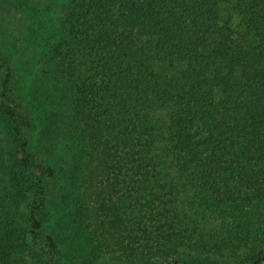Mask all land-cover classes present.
<instances>
[{"label": "trees", "instance_id": "obj_1", "mask_svg": "<svg viewBox=\"0 0 264 264\" xmlns=\"http://www.w3.org/2000/svg\"><path fill=\"white\" fill-rule=\"evenodd\" d=\"M23 9L27 49L41 42L64 78L0 24V264H264V0ZM32 79L40 104L71 108L73 139L41 136ZM130 195L147 220L126 221Z\"/></svg>", "mask_w": 264, "mask_h": 264}, {"label": "rangeland", "instance_id": "obj_2", "mask_svg": "<svg viewBox=\"0 0 264 264\" xmlns=\"http://www.w3.org/2000/svg\"><path fill=\"white\" fill-rule=\"evenodd\" d=\"M1 1L3 0H0V2ZM7 1L13 2V0H7ZM43 1L44 0H18L19 4L17 3V5L20 8H15V6L14 7L11 6L12 3H10L8 4V9L6 8V5L4 4L2 7L6 10H0V24L4 26L5 28L9 29L11 32L15 31L17 33L16 36L19 35L22 37V40L19 41V44H21L20 46L23 47L24 52L22 55L27 56V60L30 61V59L32 60V58L33 59L36 58L37 65L38 63H40L39 64L40 69L49 65L50 68H52L53 73H55L57 77L58 76L62 77V74L60 73V71H58L59 73L58 74L56 70L58 68L60 70V67H61V64L58 61L59 59H56V56L53 55V52L49 51L47 47H44V45H42L41 42L35 41V43L33 42L34 43L33 50L27 49L28 45L32 44L33 38L31 39V37L33 34L28 30L27 23H29V17H28V14L25 11H23L24 10L23 8L32 9L33 7H39L40 3H42ZM45 1L48 2L49 0H45ZM13 9L15 10L13 11ZM24 33H28L29 35H25ZM58 64H60V66ZM41 83L42 82L39 83L37 80L32 79L28 85L26 82V85L21 87L22 88L21 93H22L23 98L26 101H28L30 104L32 103L35 106L34 108H35L38 121L41 123L42 129H43L41 130V136L43 138L48 137L49 134L55 133L56 128L59 125H61L64 127L63 128L64 129L63 138L66 140L73 139L74 138V132L72 131L73 130L72 121H73V116H74L73 111L71 110L70 107L55 108L53 106L40 104L39 102L41 101V96H38L37 94H35V92L32 89V86H36L39 89H41V91L46 92V88L44 84L41 85ZM27 86H29V88ZM68 116L71 118H68ZM4 122H5L4 119L0 115V134L4 132L5 133L8 132V126ZM158 147L159 149H161L162 144H159ZM73 161H76V160L73 159ZM79 163H80V160L79 162H76V166L73 169V179H74L75 184L77 185L81 183V178H83L84 174L86 173V170L84 172L83 166H81V164ZM146 182L147 183L143 184V188L140 191L143 195H145L146 193L150 191L149 183L148 181ZM128 197L129 198H127V201L123 205V215L126 221L131 220L130 221V225H131V222L133 221H137V220L140 221L141 219L147 220L148 218L146 219L143 218V212L136 210L135 205H133V202H131L132 196L130 195ZM138 213H140L141 215L137 216ZM213 225L215 226L216 223L213 222ZM91 229L92 227L90 226L88 230L90 231ZM26 231L27 229L25 228L24 234H26ZM125 233L126 232H123L122 234H116V238H112L111 240H109L110 243L115 244L116 248L120 249L121 245H124L127 243L125 240L128 239V234L127 233L125 234ZM95 239L96 237H94V241ZM120 241H124V243L120 245ZM116 253L118 254L119 252H116ZM113 255L115 256L114 253ZM114 256H109V255L105 256L103 254L97 258L98 260H101L100 263L102 264H113L116 259ZM25 258L27 260V264H39V259H38L39 257L35 253H33V251H31V254L30 252H28V254L25 255Z\"/></svg>", "mask_w": 264, "mask_h": 264}]
</instances>
